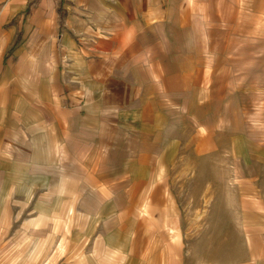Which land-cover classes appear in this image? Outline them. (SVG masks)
Segmentation results:
<instances>
[{"label": "crops", "instance_id": "0c3cea01", "mask_svg": "<svg viewBox=\"0 0 264 264\" xmlns=\"http://www.w3.org/2000/svg\"><path fill=\"white\" fill-rule=\"evenodd\" d=\"M0 264H264V0H0Z\"/></svg>", "mask_w": 264, "mask_h": 264}, {"label": "rangeland", "instance_id": "374dc122", "mask_svg": "<svg viewBox=\"0 0 264 264\" xmlns=\"http://www.w3.org/2000/svg\"><path fill=\"white\" fill-rule=\"evenodd\" d=\"M188 164L189 163H184L182 165L183 168H181L180 170L177 169V172H179V174L173 178L174 185L180 188L179 195L183 202H192L193 198H196L197 200L199 199L200 202H204L208 199H206L204 194H200L199 191H201V187L208 185V182H212L213 179L206 176H197V171L190 172L188 170ZM189 173H193L192 177L189 176ZM182 191H184V193H182ZM188 207L191 216L197 213V211L193 209V204H190ZM204 213H206V210L202 212V215Z\"/></svg>", "mask_w": 264, "mask_h": 264}]
</instances>
